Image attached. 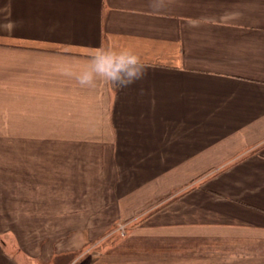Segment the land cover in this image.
Segmentation results:
<instances>
[{
  "label": "crops",
  "instance_id": "0c3cea01",
  "mask_svg": "<svg viewBox=\"0 0 264 264\" xmlns=\"http://www.w3.org/2000/svg\"><path fill=\"white\" fill-rule=\"evenodd\" d=\"M41 263L264 264V0H0V264Z\"/></svg>",
  "mask_w": 264,
  "mask_h": 264
},
{
  "label": "clouds",
  "instance_id": "9594fccd",
  "mask_svg": "<svg viewBox=\"0 0 264 264\" xmlns=\"http://www.w3.org/2000/svg\"><path fill=\"white\" fill-rule=\"evenodd\" d=\"M145 71L146 66L133 51L105 49L92 55L88 69L77 74V80L81 85L92 86L97 78H102L123 87L140 79Z\"/></svg>",
  "mask_w": 264,
  "mask_h": 264
},
{
  "label": "rangeland",
  "instance_id": "374dc122",
  "mask_svg": "<svg viewBox=\"0 0 264 264\" xmlns=\"http://www.w3.org/2000/svg\"><path fill=\"white\" fill-rule=\"evenodd\" d=\"M220 168H218L219 170ZM217 170H215L214 172H216ZM173 193V192H172ZM171 197L170 195H167L165 197H162V198H159V200L157 202H161V200L163 201L164 199H166V197ZM157 202L154 203V201L152 203L156 204ZM152 203H150V205H148V207L150 206L149 208V211L151 212L152 210H156V207H151ZM139 218V213H136L134 214V216L128 220H121L120 222H118L116 224V226L112 227V229H108V230H93V229H86V230H72V229H68V230H54L53 232V235L54 237H56L58 240L57 241V245L54 244V246L56 245V247H58V250H60L62 247H61V235L63 236L62 238V242L65 243L67 241H69V243H73L74 241H76L77 239H79V237L82 235V232L85 231V236L86 237H99L101 236L103 233L105 232H112V235L113 236H116L117 238L119 237H122V236H125L126 233H127V225L130 223V222H134L135 220H138ZM133 219V220H131ZM93 244V241L90 242ZM91 245V244H90ZM69 247H72V248H76L77 246L74 245V244H69ZM88 248V249H87ZM84 249H87L84 254H89L93 251V245L92 246H89V245H85L84 246ZM90 249V250H89ZM78 253V252H77ZM76 253V254H77ZM75 254V255H76ZM78 255V254H77ZM40 262V261H39ZM42 264V263H41Z\"/></svg>",
  "mask_w": 264,
  "mask_h": 264
}]
</instances>
